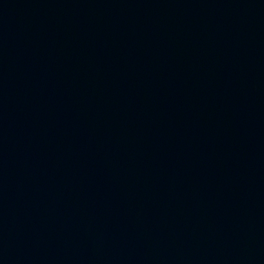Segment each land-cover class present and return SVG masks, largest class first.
<instances>
[{"label": "water", "instance_id": "water-1", "mask_svg": "<svg viewBox=\"0 0 264 264\" xmlns=\"http://www.w3.org/2000/svg\"><path fill=\"white\" fill-rule=\"evenodd\" d=\"M0 264H264V0H0Z\"/></svg>", "mask_w": 264, "mask_h": 264}]
</instances>
